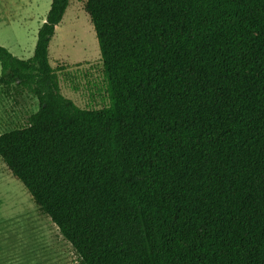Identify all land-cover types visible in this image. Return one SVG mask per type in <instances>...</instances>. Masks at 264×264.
<instances>
[{
	"label": "trees",
	"instance_id": "16d2710c",
	"mask_svg": "<svg viewBox=\"0 0 264 264\" xmlns=\"http://www.w3.org/2000/svg\"><path fill=\"white\" fill-rule=\"evenodd\" d=\"M0 46L34 97L0 158L80 264H264V0H85L110 105L60 93L48 49Z\"/></svg>",
	"mask_w": 264,
	"mask_h": 264
},
{
	"label": "rangeland",
	"instance_id": "374dc122",
	"mask_svg": "<svg viewBox=\"0 0 264 264\" xmlns=\"http://www.w3.org/2000/svg\"><path fill=\"white\" fill-rule=\"evenodd\" d=\"M85 0H69L49 44V64L60 93L84 110L110 101L93 25ZM51 0H0V46L18 59L33 55L37 32ZM38 110L30 94L0 86V135L27 125ZM0 264H80L71 245L33 202L0 158Z\"/></svg>",
	"mask_w": 264,
	"mask_h": 264
}]
</instances>
